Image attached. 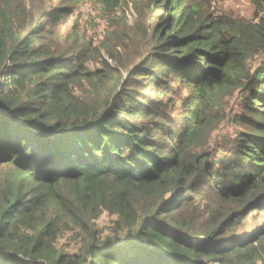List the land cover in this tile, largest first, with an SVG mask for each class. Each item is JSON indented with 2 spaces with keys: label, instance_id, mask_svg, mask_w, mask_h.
I'll return each instance as SVG.
<instances>
[{
  "label": "trees",
  "instance_id": "trees-1",
  "mask_svg": "<svg viewBox=\"0 0 264 264\" xmlns=\"http://www.w3.org/2000/svg\"><path fill=\"white\" fill-rule=\"evenodd\" d=\"M125 1L96 0L110 14ZM248 2L249 20L205 0L133 2L157 23L144 96L112 47L118 71L82 38L60 47L50 27L71 9H42L35 30L24 0H0V264H264V0ZM160 75L187 90L176 116ZM226 121L237 132L213 148ZM103 213L115 235L101 241ZM68 232L88 235L77 256L56 245Z\"/></svg>",
  "mask_w": 264,
  "mask_h": 264
},
{
  "label": "rangeland",
  "instance_id": "rangeland-1",
  "mask_svg": "<svg viewBox=\"0 0 264 264\" xmlns=\"http://www.w3.org/2000/svg\"><path fill=\"white\" fill-rule=\"evenodd\" d=\"M28 9L32 11L33 22L36 23L33 28L35 30L44 29L46 25H38L39 14L42 9L54 10L58 6H64L71 9V13L66 21H59L53 23L50 27L51 33L56 42L59 43L63 49L68 48L69 40H65L66 37L72 36L82 38L84 42L92 43L91 48L96 52L97 58H105L111 67L118 71L116 63L108 59V55L105 52L104 46L111 48V55L118 60V62L131 68V72L138 71L134 74L136 84L129 90L139 93V95L151 96V86L147 83V80L142 81L144 72H142V65L146 55H149V48L152 43L150 40V29L154 27L156 19L154 16H150L147 11L140 13L137 9L133 8V2L139 3V0H126L122 6H120L112 14L105 12L96 0H24ZM65 2V5L63 3ZM206 4L211 8L223 12H232L235 16L249 20L253 15V6L248 0H205ZM144 4V3H143ZM49 7V8H48ZM64 39V40H63ZM63 40V41H62ZM80 40V39H79ZM89 68H94V65H88ZM121 75L116 76V80H121L122 85L127 84L128 74L121 70ZM164 92H168L167 96L162 98V109L171 116H176L172 113V110L178 112L182 99L186 98L187 90L183 88L172 77L169 79L159 77ZM2 79L0 78V82ZM117 82V81H116ZM125 82V83H124ZM149 85V87H148ZM122 86L118 88L117 92H120ZM112 89L109 90L111 92ZM81 92H89V89L85 83ZM131 92V91H130ZM138 99H141L138 97ZM173 102L172 105L167 106V102ZM167 106V107H166ZM240 111L239 95L235 92L229 99L225 100L224 112L233 113ZM237 127L229 123L224 122L218 130L213 134L211 140V146L218 148L233 140ZM4 186L3 183V168L0 170V188ZM112 217H108L106 213H103L98 220L94 222L91 229L97 235L99 240H106L114 237V233L111 230ZM259 220L257 223H261ZM249 225L245 231L253 229L255 223L249 222ZM88 239V235L83 233L81 236L78 233L68 232L57 240V247L61 248L68 255H79L81 249L84 247L85 240Z\"/></svg>",
  "mask_w": 264,
  "mask_h": 264
},
{
  "label": "water",
  "instance_id": "water-1",
  "mask_svg": "<svg viewBox=\"0 0 264 264\" xmlns=\"http://www.w3.org/2000/svg\"><path fill=\"white\" fill-rule=\"evenodd\" d=\"M164 33V32H163Z\"/></svg>",
  "mask_w": 264,
  "mask_h": 264
}]
</instances>
